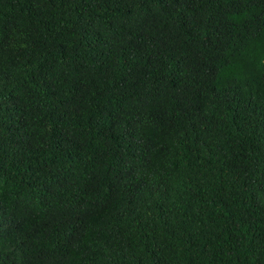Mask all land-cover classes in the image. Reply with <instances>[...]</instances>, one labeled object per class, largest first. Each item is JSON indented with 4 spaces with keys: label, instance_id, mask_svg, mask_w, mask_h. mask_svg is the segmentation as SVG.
<instances>
[{
    "label": "trees",
    "instance_id": "1",
    "mask_svg": "<svg viewBox=\"0 0 264 264\" xmlns=\"http://www.w3.org/2000/svg\"><path fill=\"white\" fill-rule=\"evenodd\" d=\"M0 264H264V0H0Z\"/></svg>",
    "mask_w": 264,
    "mask_h": 264
}]
</instances>
